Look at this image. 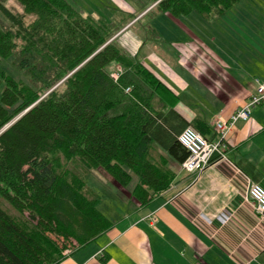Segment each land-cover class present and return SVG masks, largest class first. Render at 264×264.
I'll list each match as a JSON object with an SVG mask.
<instances>
[{"label": "trees", "instance_id": "1", "mask_svg": "<svg viewBox=\"0 0 264 264\" xmlns=\"http://www.w3.org/2000/svg\"><path fill=\"white\" fill-rule=\"evenodd\" d=\"M148 1L209 21L243 0ZM135 19L84 15L67 0H0V60L24 78L0 67V197L18 213L0 206V264H58L70 241L77 251L112 228L89 173L103 170L147 206L175 180L170 163L190 157L178 97L114 39Z\"/></svg>", "mask_w": 264, "mask_h": 264}, {"label": "crops", "instance_id": "2", "mask_svg": "<svg viewBox=\"0 0 264 264\" xmlns=\"http://www.w3.org/2000/svg\"><path fill=\"white\" fill-rule=\"evenodd\" d=\"M252 9V4L242 6L231 24L240 34L234 47L222 33L214 36L207 29L221 22L226 34L223 19L190 21L164 14L169 27L149 25L154 40L131 36L133 58L178 97L174 110L209 141L218 139L214 122L229 120L264 84V30L247 17ZM227 145L230 161L264 189L263 107L236 124ZM170 170L175 180L147 206L126 198L110 178L89 180L112 228L58 264H195L198 256L207 264H264V221L243 199L244 178L225 165L191 174L170 163ZM98 191L120 204H107ZM222 211L234 214L233 223L221 226L214 219Z\"/></svg>", "mask_w": 264, "mask_h": 264}, {"label": "rangeland", "instance_id": "3", "mask_svg": "<svg viewBox=\"0 0 264 264\" xmlns=\"http://www.w3.org/2000/svg\"><path fill=\"white\" fill-rule=\"evenodd\" d=\"M67 1L80 13L84 15H91L96 18H103L112 21L116 19L119 20V18L123 19L130 17L133 19L136 17V19L133 22L127 25L114 38L117 39L119 45L125 51H127L128 54H130L131 56L136 51V46L134 47V44L131 43V36L133 38L136 37L140 39L144 37H148L149 40H154L155 38L152 37V32L149 29V25H153L154 27H158V26L160 27L161 25H165L166 27L170 26L167 20H165L166 17L164 16V13H162L157 9H154L155 8L154 5L150 7L148 0H67ZM246 4L248 5L252 4L254 7V9L250 10L247 17L250 19L251 22H256L258 24L257 27L263 31L264 30V0H243L241 2V5L235 6L223 18H221L225 20L229 25V29L223 26V29L226 31V34L223 31H221V22L219 23L220 26L207 25V29H209L208 31L212 32L214 36L215 35L220 36L222 33L224 35V38L228 39L230 46L234 47L237 41L239 40L240 34L239 32L236 33V31H233V29L231 28V24H233L237 20L238 16L242 13L241 12L242 6H246ZM7 7L15 13L23 12L22 8L14 1H9L7 3ZM152 10L154 11L152 12ZM149 12L152 13L146 16ZM188 19L190 21L201 20L200 17L196 14L191 15ZM205 28L206 26L203 27V29ZM131 44H133V46H131ZM0 67L5 71V73L8 76L13 77L16 80L24 79L23 74L19 72L17 69H15L16 67L12 59H9L7 61L0 60ZM118 69L119 67H116L114 71L112 69L113 71L112 74L115 75ZM62 83L63 81L60 84ZM73 165H77V164L73 162ZM94 177L98 180H104V178L111 179V177L103 170H98L89 173L86 181L88 183V186L94 189L96 188L91 183L94 181ZM89 180H91V182ZM134 185L135 183L132 185V188ZM130 191H131L130 189L122 190L126 198H129L134 204H140L137 200L129 196ZM101 196L103 197V201H105L107 204L112 205L113 202H115L116 204H120L119 202H117V198L114 197L113 195L106 196L101 193ZM0 206L5 211L10 212L11 214H18L17 211L13 207H11L8 203H6V201L1 197H0ZM58 243L61 247L64 246V242L62 240H59ZM66 245L68 249L64 251L63 254L64 257L68 254H71L72 252H74V250L77 249V244L75 241H70Z\"/></svg>", "mask_w": 264, "mask_h": 264}, {"label": "built area", "instance_id": "4", "mask_svg": "<svg viewBox=\"0 0 264 264\" xmlns=\"http://www.w3.org/2000/svg\"><path fill=\"white\" fill-rule=\"evenodd\" d=\"M123 74L121 67L117 70L113 79L117 82ZM130 92L129 89L126 90ZM257 107L264 108V84L258 86L256 94L252 95L245 106L238 110L231 116L229 120L218 119L214 122V132L218 139L215 141H208L201 136L193 128H187L180 136V142L189 150L190 157L181 166L182 170L187 173H202L206 168L212 165H225L234 176H241L245 180V193L243 199L246 203H251L260 217V221H264V189L259 185L252 184V182L245 177L241 170L235 166L233 162L227 157V139L229 133L235 128L240 121L247 122L252 112ZM141 205V204H138ZM202 219L206 223H210L209 219L205 217ZM221 226H227L233 223L234 214L228 211H222L214 217ZM195 264H207L201 257L196 258Z\"/></svg>", "mask_w": 264, "mask_h": 264}, {"label": "water", "instance_id": "5", "mask_svg": "<svg viewBox=\"0 0 264 264\" xmlns=\"http://www.w3.org/2000/svg\"><path fill=\"white\" fill-rule=\"evenodd\" d=\"M157 4H155L154 6H156Z\"/></svg>", "mask_w": 264, "mask_h": 264}]
</instances>
